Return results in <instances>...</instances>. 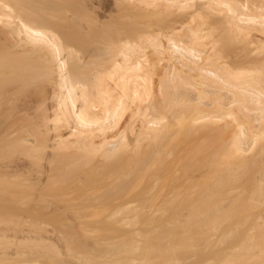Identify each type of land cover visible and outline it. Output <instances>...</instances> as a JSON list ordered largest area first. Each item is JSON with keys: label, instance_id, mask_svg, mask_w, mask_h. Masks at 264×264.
Segmentation results:
<instances>
[{"label": "bare ground", "instance_id": "6f19581e", "mask_svg": "<svg viewBox=\"0 0 264 264\" xmlns=\"http://www.w3.org/2000/svg\"><path fill=\"white\" fill-rule=\"evenodd\" d=\"M77 219L264 264V0H0V221Z\"/></svg>", "mask_w": 264, "mask_h": 264}, {"label": "rangeland", "instance_id": "374dc122", "mask_svg": "<svg viewBox=\"0 0 264 264\" xmlns=\"http://www.w3.org/2000/svg\"><path fill=\"white\" fill-rule=\"evenodd\" d=\"M95 220L90 219L89 221L88 219L85 221L77 219V222H72V220L54 222L0 221V264H111L114 263L113 260H115L113 259L116 254V252L114 253V248L115 251L119 249V246L120 249H122L123 245L126 247V243L130 245V242L131 244L137 242L139 243L138 245H140L141 236L150 237V232L148 231L151 229V226L148 223L146 224L144 220L141 221V223L139 221H137V223H126L128 225L117 221L110 222V220H108V222H106L107 220L101 219L99 222V220ZM115 229H117V232ZM123 230L126 232L120 234V231L122 232ZM140 233H144V235ZM152 234L151 237L154 238V231ZM197 236L192 239L189 238L190 236L188 238L185 236L186 239L182 236V239L181 235V238L176 235L174 237H178L177 239H174V237L171 239V237H169L170 240L159 237L157 240L159 241V239H162V242L164 241L167 248H165V246V249L162 248V245L161 248L164 250H160L158 244L160 243L161 245V240L159 242L157 241V247L160 251L156 249L159 251L156 255H154V252H150L153 255L149 253L151 256H148V252L146 253V250L140 247L141 251H144L142 253L140 252L142 257L136 256L135 258V255H133L134 258L131 260V263L153 264L156 262V264H174L172 257L179 256L180 260H178L179 257H174L176 264H187L186 262L188 261L189 264H209L206 260L209 259L210 261V253L214 247V245L211 246L213 237L211 238L208 236L209 238H205L204 236L203 238ZM220 241H222V239ZM220 241L218 245L216 243L218 239H215L212 241V244L217 245L215 248L219 249V252H223L227 249V242L223 240V242L226 243H221ZM172 243L174 245L176 244L175 249L171 247L174 246ZM179 250L182 255L179 253ZM124 251H126V249H124ZM122 252H118V254ZM222 252L220 254H222ZM137 253L140 254L139 252ZM200 255L203 256V258H201L202 261H200L198 257ZM197 257L200 263L196 261ZM143 258L145 260L144 262ZM168 258H172V262H168ZM151 259L154 260V262ZM186 259L187 261H185Z\"/></svg>", "mask_w": 264, "mask_h": 264}]
</instances>
